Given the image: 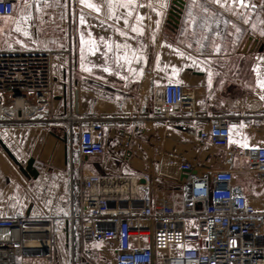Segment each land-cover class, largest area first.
<instances>
[{
    "label": "crops",
    "instance_id": "crops-1",
    "mask_svg": "<svg viewBox=\"0 0 264 264\" xmlns=\"http://www.w3.org/2000/svg\"><path fill=\"white\" fill-rule=\"evenodd\" d=\"M173 1L165 0L166 7L159 16L149 7L155 6L157 0H136L139 6L130 9L114 7L112 19H107L104 10L93 21L95 28L79 24L78 0H67L66 5L64 0L59 4L49 0L48 5L40 0L38 13L35 0L30 4L17 0L13 15L0 17V51L26 48V38L39 35L43 9L56 11L57 18L63 21V27L53 31L68 38L71 57L64 54L55 61L54 110L58 115L72 111L110 119L104 126L103 155L81 160L73 152V163L80 175L147 174L156 197L179 187L186 177L177 161L170 163L169 154L193 161L196 174L236 168L238 160L232 153L199 142L200 131L212 121L208 119L215 117H230L227 123L232 147L245 149V143L249 147L264 146V125L257 127L255 121L239 118L264 109V100L260 99L264 89L257 84L258 79L264 81V35L251 30L247 6L225 0L221 4L227 6L222 10L210 0H184L179 22L172 26L169 12ZM246 4L255 9L258 6L257 0H246ZM120 13L127 16L128 27L123 19H115ZM137 14L141 20H136ZM132 25L139 31L132 32ZM227 35L238 36V42H220ZM101 36L104 40H100ZM10 37H16L17 42L12 43ZM162 42L163 47L159 46ZM105 65L109 72L103 71ZM168 83L196 91V119L181 108L171 123L149 119L158 115L152 104L153 88ZM119 132L130 136L127 148H123ZM0 140L23 165L35 159L39 172L37 177L24 175L0 144V217L43 218L71 209L68 178L72 153L68 146L70 135L64 127L0 124ZM258 197L264 198V193L258 192ZM95 248L100 256L102 246Z\"/></svg>",
    "mask_w": 264,
    "mask_h": 264
},
{
    "label": "built area",
    "instance_id": "built-area-1",
    "mask_svg": "<svg viewBox=\"0 0 264 264\" xmlns=\"http://www.w3.org/2000/svg\"><path fill=\"white\" fill-rule=\"evenodd\" d=\"M17 0H0V17L12 16ZM69 58L71 50L62 52ZM52 50L0 51V124L61 126L81 160L105 153L104 126L110 121L54 110ZM196 91L181 84L155 86L150 120L171 123L178 108L196 119ZM264 125V109L239 117ZM215 117L199 142L232 153L236 168L193 173L195 163L178 154L181 185L154 197L147 174H81L76 200L58 216L0 217V264H264V198L249 195L238 182L244 173L264 193V146H231L227 120ZM123 120H126L123 119ZM118 135L130 143L125 132ZM244 163L247 164L245 167ZM82 168V163L79 166ZM30 241L41 247H28ZM114 243L117 244L113 247ZM102 246V254L95 247ZM63 247V262L58 249Z\"/></svg>",
    "mask_w": 264,
    "mask_h": 264
},
{
    "label": "rangeland",
    "instance_id": "rangeland-1",
    "mask_svg": "<svg viewBox=\"0 0 264 264\" xmlns=\"http://www.w3.org/2000/svg\"><path fill=\"white\" fill-rule=\"evenodd\" d=\"M223 3L226 2L225 0H221ZM258 2V6L255 9L254 6H247L246 10L250 13V28L251 30H253V32H257L258 34H261L262 32H264V0H257ZM221 7V6H220ZM242 7V6H241ZM222 10L225 9V7H221ZM57 12L52 10V9H43L42 10V20L40 21L39 24V35L35 36V37H29L26 38L27 40L25 41V45L26 48H22L25 50H39V51H46V50H52V51H56L58 52L55 61L57 60V58H59L61 55H63V51L65 49H68L69 47V40L67 37L61 35V34H56L54 33L53 29L55 28H62V24L63 21L59 18H57ZM224 15V14H223ZM256 16V17H254ZM219 16H216V19ZM225 15H224V20H225ZM223 19V18H222ZM221 19V20H222ZM227 19V18H226ZM244 22L245 20L248 21V19L244 18L243 19ZM249 24V21H248ZM12 43H15L17 41H15L16 37H10ZM243 40L245 38H247V36L244 38L242 37ZM238 36H231V35H227V36H223V41L220 40V42H224V43H236L238 42ZM29 47V49H28ZM92 161H95V159H91ZM245 167H247V164L244 165ZM80 174L77 172V170L75 169V167H71L69 169V178H68V183L70 185V193L71 196L73 195L74 200H76V195H77V191L79 189V182H80ZM90 175V174H87ZM238 180L240 181V183L247 189L249 190L250 194H252V196L254 197H258V195L254 192V189L256 188V184L254 182V180L249 177L247 174L244 173H239V178ZM61 214V213H60ZM64 249L63 247H60L58 249V254H60V256L58 257V262L62 263L64 259H62V253H63Z\"/></svg>",
    "mask_w": 264,
    "mask_h": 264
},
{
    "label": "snow or ice",
    "instance_id": "snow-or-ice-1",
    "mask_svg": "<svg viewBox=\"0 0 264 264\" xmlns=\"http://www.w3.org/2000/svg\"><path fill=\"white\" fill-rule=\"evenodd\" d=\"M60 0H56V3L59 4ZM75 2V0H74ZM211 3H214V4H219L221 7H225L227 6L226 3L225 4H221V0H210ZM232 2L234 3V5H240V6H250V5H247L246 4V0H232ZM26 3L30 4L31 3V0H26ZM35 3H36V12L38 13L40 11V0H35ZM49 3V0H44V4L45 5H48ZM64 4L66 5L67 4V0H64ZM78 5L81 6V10L79 12V24L80 25H86L87 27H97L96 24L93 23V21L95 20H98L100 17H99V14L106 10L108 15H107V19H112L113 18V9L114 7H124L125 9H130L132 7H135V6H139L136 4V0H123V2H120V0H98V2H93V0H78ZM149 7H152V10L153 11H156V14L157 16L161 15L163 9L166 7V2L165 0H157V3L155 6L153 5H149ZM157 8H159V11H157ZM83 9H88L90 10L89 12H85L83 11ZM205 11H207V9H205ZM93 13H95L96 15H93ZM128 16L131 15V12L129 11ZM115 19L119 20V19H123L124 21V25L125 27H128L129 26V20L127 18V16L124 14V13H120L118 15L115 16ZM142 17L137 14L136 15V20H141ZM104 21L102 20L100 25L102 27ZM245 23H248L247 20H245ZM156 24L157 26H159V20L156 21ZM131 31L132 32H138L139 29H137V27L135 25H132L131 26ZM237 31H239V29H237ZM25 35H27V33H25ZM121 35H127V33H124V32H121ZM261 35H264V32L261 33ZM89 37H90V42L91 41V33H89ZM100 40H104V37L101 36L100 37ZM81 46L83 47L84 45V39L83 37H81ZM161 47H163V42L159 45ZM117 47H119L117 45ZM170 47V45H169ZM217 48L219 46H216ZM179 55L183 56L184 54L183 53H179ZM159 57V54H157V58ZM193 63H195V61H193ZM87 70V69H86ZM103 71L104 72H109L110 69L105 65L103 67ZM176 69L173 68V72H175ZM209 75L211 76V72H209ZM257 84L258 86L261 88V89H264V81L258 79L257 80ZM260 99L261 100H264V94H261L260 95ZM242 147H249L248 144H242ZM255 147V146H253Z\"/></svg>",
    "mask_w": 264,
    "mask_h": 264
},
{
    "label": "water",
    "instance_id": "water-1",
    "mask_svg": "<svg viewBox=\"0 0 264 264\" xmlns=\"http://www.w3.org/2000/svg\"><path fill=\"white\" fill-rule=\"evenodd\" d=\"M184 0H174L169 12L170 24L175 26V23L179 22V18L182 14V9L184 8ZM67 139H65V142ZM2 148L6 151L10 159L19 167L20 171L26 176L37 177L39 172L35 168V159L30 158L25 165L20 163L16 156L7 148V146L0 140ZM67 153V150H66Z\"/></svg>",
    "mask_w": 264,
    "mask_h": 264
},
{
    "label": "bare ground",
    "instance_id": "bare-ground-1",
    "mask_svg": "<svg viewBox=\"0 0 264 264\" xmlns=\"http://www.w3.org/2000/svg\"><path fill=\"white\" fill-rule=\"evenodd\" d=\"M3 235L4 234H0V238L3 237ZM41 244V242L30 241L28 247H41Z\"/></svg>",
    "mask_w": 264,
    "mask_h": 264
}]
</instances>
